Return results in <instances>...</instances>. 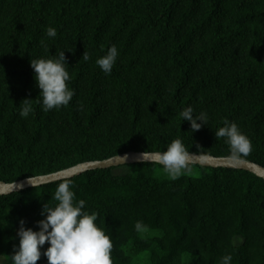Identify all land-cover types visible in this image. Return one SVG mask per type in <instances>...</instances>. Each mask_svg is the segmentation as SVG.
I'll use <instances>...</instances> for the list:
<instances>
[{
    "label": "trees",
    "instance_id": "16d2710c",
    "mask_svg": "<svg viewBox=\"0 0 264 264\" xmlns=\"http://www.w3.org/2000/svg\"><path fill=\"white\" fill-rule=\"evenodd\" d=\"M112 45L119 56L105 74L96 60ZM61 51L75 95L44 112L30 61ZM26 98L34 111L22 118ZM188 106L208 116L193 133L180 116ZM225 119L252 142L241 159L264 167V0H0V181L164 152L177 138L190 153L228 157L215 137ZM191 165L175 181L137 162L0 195V264H11L20 221L38 231L65 180L98 213L113 264H221L228 254L231 264H264V178Z\"/></svg>",
    "mask_w": 264,
    "mask_h": 264
},
{
    "label": "clouds",
    "instance_id": "9594fccd",
    "mask_svg": "<svg viewBox=\"0 0 264 264\" xmlns=\"http://www.w3.org/2000/svg\"><path fill=\"white\" fill-rule=\"evenodd\" d=\"M46 36L57 37V30L54 27H48ZM40 44L45 51H49L44 40H41ZM118 56L117 47L112 45L104 56L96 60V64L105 74H111ZM82 57L85 61L90 59L87 52H84ZM30 63L35 73L36 84L40 89L41 99L38 103L42 110L49 112L67 107L75 92L68 86L71 76L67 70L69 64L65 51L59 52L58 56L52 58L31 59ZM33 111L31 99H24L19 115L27 118ZM180 116L183 121L190 122L191 133L200 130L208 122L206 112L196 114L191 106L184 108ZM215 137L217 140L223 138L229 146L227 157L229 160H240L252 152L250 138L235 122L225 119L223 126L215 130ZM193 155L182 140L177 138L168 145L166 151L155 154L153 163L162 166L167 178L175 181L184 175L192 174L190 157ZM118 158L123 161L121 157L118 156ZM200 158L206 160L207 156L201 155ZM33 186L35 187L34 184ZM73 188L71 180L58 184L53 197L56 203L54 206L44 205L41 215L45 218L37 222L38 231L24 227L25 222L20 221L21 226L17 232L20 242L10 257L11 264H37L42 254L47 257L48 264H113V242L110 236L97 225L98 213L86 211V201L78 200ZM8 194V192H0V195ZM141 227V223L137 222V230ZM46 242L49 246L42 253ZM231 261L230 254L221 258V264H231Z\"/></svg>",
    "mask_w": 264,
    "mask_h": 264
},
{
    "label": "water",
    "instance_id": "95a60500",
    "mask_svg": "<svg viewBox=\"0 0 264 264\" xmlns=\"http://www.w3.org/2000/svg\"><path fill=\"white\" fill-rule=\"evenodd\" d=\"M144 153V156H143ZM157 152L155 153H147V152H135L129 151L105 160H96L90 162L80 163L75 165L71 168L61 170L58 172L26 178L16 182H5L0 181V192H8L9 194L18 192L30 187L51 183L63 179H68L73 176H76L80 173H83L88 170L93 169H104L110 168L113 166H118L121 164L127 163H137V162H153V158ZM194 154L190 157L191 164H198L201 166H208V167H228V168H238L251 171L256 175L264 178V167L256 162L240 159L237 161L229 160L227 157H217L214 155H206V160H201L200 156L203 154L192 153ZM119 157L123 159L120 160ZM32 181V182H31ZM33 183V184H32Z\"/></svg>",
    "mask_w": 264,
    "mask_h": 264
},
{
    "label": "rangeland",
    "instance_id": "374dc122",
    "mask_svg": "<svg viewBox=\"0 0 264 264\" xmlns=\"http://www.w3.org/2000/svg\"><path fill=\"white\" fill-rule=\"evenodd\" d=\"M193 171V170H192ZM0 262L3 263V259H0Z\"/></svg>",
    "mask_w": 264,
    "mask_h": 264
}]
</instances>
